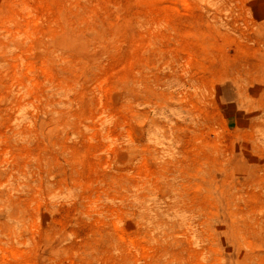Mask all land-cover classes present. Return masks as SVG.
<instances>
[{
  "label": "rangeland",
  "instance_id": "1",
  "mask_svg": "<svg viewBox=\"0 0 264 264\" xmlns=\"http://www.w3.org/2000/svg\"><path fill=\"white\" fill-rule=\"evenodd\" d=\"M0 264H264V0H0Z\"/></svg>",
  "mask_w": 264,
  "mask_h": 264
}]
</instances>
